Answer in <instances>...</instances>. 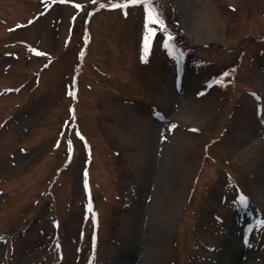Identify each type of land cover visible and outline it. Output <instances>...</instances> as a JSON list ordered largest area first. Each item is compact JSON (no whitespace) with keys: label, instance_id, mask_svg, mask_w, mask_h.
Here are the masks:
<instances>
[{"label":"rangeland","instance_id":"1","mask_svg":"<svg viewBox=\"0 0 264 264\" xmlns=\"http://www.w3.org/2000/svg\"><path fill=\"white\" fill-rule=\"evenodd\" d=\"M63 1L0 0V264H264V0Z\"/></svg>","mask_w":264,"mask_h":264},{"label":"bare ground","instance_id":"2","mask_svg":"<svg viewBox=\"0 0 264 264\" xmlns=\"http://www.w3.org/2000/svg\"><path fill=\"white\" fill-rule=\"evenodd\" d=\"M160 126H158V124H155V126H154V128H153V132H154V134L156 133L157 134V136H159V137H156V138H153V142H152V144H153V149L155 150V152H156V156H157V150H159V147H160V143H161V140H162V137H161V135H160V128H159ZM148 161H149V164L146 166V168H145V174L143 175V180H142V182L144 183L146 180L148 181L149 179H151L150 177H149V174H151L152 173V170H154L155 168H154V164H155V162H156V158H153V155H150V157L148 158ZM147 174V175H146ZM140 215H137L138 217H140V218H144V214L143 213H139ZM223 263V261L222 262H220V258L218 257V263H216V264H222ZM119 264H128L127 262H125V261H123V260H121V262H119Z\"/></svg>","mask_w":264,"mask_h":264},{"label":"snow or ice","instance_id":"3","mask_svg":"<svg viewBox=\"0 0 264 264\" xmlns=\"http://www.w3.org/2000/svg\"><path fill=\"white\" fill-rule=\"evenodd\" d=\"M131 2L132 3H137V2H140V0H131ZM114 7H119V5H114ZM150 20L152 22H157V18L155 16H151L150 17ZM154 34H155L154 30L153 29H149V36L146 37V44H147V41L150 40L151 36L154 35ZM241 202L242 203L245 202L243 198H242V201Z\"/></svg>","mask_w":264,"mask_h":264}]
</instances>
